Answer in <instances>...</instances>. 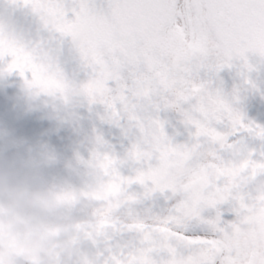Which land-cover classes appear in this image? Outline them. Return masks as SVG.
Listing matches in <instances>:
<instances>
[{
    "label": "snow or ice",
    "instance_id": "obj_1",
    "mask_svg": "<svg viewBox=\"0 0 264 264\" xmlns=\"http://www.w3.org/2000/svg\"><path fill=\"white\" fill-rule=\"evenodd\" d=\"M0 7L10 20L19 15L50 33L57 51L79 59L88 81L70 85L58 66L18 44L0 47V72L16 71L28 82L47 68L61 85L49 94L66 101L83 94L104 108L102 120L125 130L123 157L107 151L100 135L93 153L142 209L130 229L135 243H120V229L110 233L116 243L107 264H183L208 245L215 237L207 221L219 218L223 226L233 216L222 197L236 157L264 163V126L245 122L213 87L215 74L234 60L246 61L250 51L264 57V0H0ZM181 128L189 133L184 142ZM191 184L203 189L205 203L200 218L188 220L176 189Z\"/></svg>",
    "mask_w": 264,
    "mask_h": 264
},
{
    "label": "flooded vegetation",
    "instance_id": "obj_2",
    "mask_svg": "<svg viewBox=\"0 0 264 264\" xmlns=\"http://www.w3.org/2000/svg\"><path fill=\"white\" fill-rule=\"evenodd\" d=\"M213 87L218 88L223 97L232 103L233 108L243 114L245 122L264 126L261 115V101H264V57L250 51L246 53V61L234 60L231 67L226 66L215 74ZM103 115L101 109L95 106L76 125L62 124L65 128L62 130L65 141L62 142V147L53 142L55 156L46 175L51 181L64 180L72 186L60 193L61 199L69 204L79 205L83 202L89 205L82 215L95 218V241L99 247L106 244L107 240L111 242L110 233L118 228L113 219H120L132 229L136 227V213H142V209L134 208L125 182L112 177L108 165L98 166L93 160V153L98 147L97 135L105 140L106 150L117 156L123 157L129 147V140L122 126L97 123L102 120ZM181 131L183 135L178 137L180 142L189 135L187 130L181 128ZM253 143L262 147L259 140L249 138L251 148ZM72 150L78 154L77 157L71 156ZM234 164L236 168L231 167L232 174L236 177L238 170L241 176L253 178V183L249 187L229 189L224 202L232 205L230 211L233 216L230 217V222L221 226L219 218L207 221L212 228L209 235H214L215 238L207 245L204 261L196 255L192 257L191 264H217L225 252L229 253V248L226 247L232 244L231 231L238 232V225L243 220L249 225L264 221V163L239 156ZM124 171L127 173L128 170ZM181 205L182 199L178 208L180 213ZM197 218L200 216L193 219ZM151 221L148 220V223ZM241 234L244 233L238 232L236 238ZM248 234L252 235L250 231ZM239 259L241 264L254 259L256 264H264V253L260 257L242 254Z\"/></svg>",
    "mask_w": 264,
    "mask_h": 264
},
{
    "label": "clouds",
    "instance_id": "obj_3",
    "mask_svg": "<svg viewBox=\"0 0 264 264\" xmlns=\"http://www.w3.org/2000/svg\"><path fill=\"white\" fill-rule=\"evenodd\" d=\"M66 181H51L32 165L0 155V264H80V213L60 193Z\"/></svg>",
    "mask_w": 264,
    "mask_h": 264
},
{
    "label": "rangeland",
    "instance_id": "obj_4",
    "mask_svg": "<svg viewBox=\"0 0 264 264\" xmlns=\"http://www.w3.org/2000/svg\"><path fill=\"white\" fill-rule=\"evenodd\" d=\"M0 13H2V19H0V47L9 48L18 44L34 51L38 45L31 44L35 43L37 36L44 37L48 34L41 30L36 23L25 21L19 15L15 21L10 20L7 12L2 7H0ZM13 30L15 37L14 40H10L9 33ZM49 49L50 46L45 47L40 57L49 61L50 67L58 66L70 85H83V73L86 69L82 67L79 59L67 48L63 51H57L55 48L50 58ZM18 56L21 63H28L27 57L22 53H18ZM7 59L11 62V57ZM2 67L0 65V69ZM17 74L16 71L12 73L0 72V143L4 142L5 146L6 144L9 146L7 152H3L5 156L21 158L29 162L39 174L46 177L45 172L48 170L53 155L51 145L56 142L58 146L62 147V142L65 141L64 133H59V129L62 130V124L72 125L78 123L88 111L89 106H87V109L86 106H83L78 109L77 113L66 116L60 122L57 120L52 121V114L50 110L44 108V104L47 97L50 96L49 87L54 85L55 88L59 89L61 87L59 81L49 74L47 68H37L34 76L28 82L22 77L21 86L18 87L19 90L15 94L16 98H14L11 86L12 80L16 78ZM48 79H53L54 83L49 84L46 82ZM78 95L83 94L72 96L75 98ZM11 99H13V102L10 104ZM71 103L76 104L78 102ZM2 110L3 112H1ZM38 127L42 130V134L46 135L44 139L39 134ZM167 130L171 131V129ZM3 134H6L4 139H2ZM252 148L259 150L261 147L259 144L253 143ZM232 167L236 168V165L234 164ZM232 171L229 168L228 174H231ZM231 180L235 181L232 178ZM134 264L142 263L138 259L135 260ZM183 264H185V261H183Z\"/></svg>",
    "mask_w": 264,
    "mask_h": 264
},
{
    "label": "water",
    "instance_id": "obj_5",
    "mask_svg": "<svg viewBox=\"0 0 264 264\" xmlns=\"http://www.w3.org/2000/svg\"><path fill=\"white\" fill-rule=\"evenodd\" d=\"M87 80H88V73H87ZM195 187H197L196 184H191V185L187 186L186 189H187V191H190V190H192ZM201 190H203V189L201 188ZM200 194L204 195L203 191L200 192Z\"/></svg>",
    "mask_w": 264,
    "mask_h": 264
}]
</instances>
